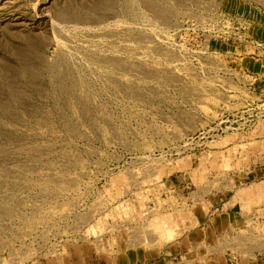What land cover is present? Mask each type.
<instances>
[{"label":"rangeland","instance_id":"1","mask_svg":"<svg viewBox=\"0 0 264 264\" xmlns=\"http://www.w3.org/2000/svg\"><path fill=\"white\" fill-rule=\"evenodd\" d=\"M263 169L264 0H0V264L264 260Z\"/></svg>","mask_w":264,"mask_h":264},{"label":"crops","instance_id":"2","mask_svg":"<svg viewBox=\"0 0 264 264\" xmlns=\"http://www.w3.org/2000/svg\"><path fill=\"white\" fill-rule=\"evenodd\" d=\"M262 176H264V169L262 170ZM222 219H225V217ZM210 228H211V226H210ZM212 228H213V226H212ZM220 228H222L221 225H220ZM201 230H203V229H200L199 231H201ZM213 235H214V232H211V238L213 237ZM198 244H200L199 238L188 239V237L186 235V236H184V238H182L179 241H176L175 243L171 244L168 247L167 251L170 254H172V253L183 254L185 251L187 253H189L190 252L189 248H191V249L196 248ZM166 255L168 256L169 254H166ZM217 259L218 258H216V261H217ZM152 264H170V262H168L165 258L162 257V258L158 259L157 261L153 262ZM239 264H264V260H253V261L248 260L247 262L244 260L242 262H239Z\"/></svg>","mask_w":264,"mask_h":264},{"label":"bare ground","instance_id":"3","mask_svg":"<svg viewBox=\"0 0 264 264\" xmlns=\"http://www.w3.org/2000/svg\"><path fill=\"white\" fill-rule=\"evenodd\" d=\"M258 189H259V188H258ZM259 190H260V189H259ZM252 191H253V190H252ZM249 193H250V192H249ZM249 193H248V194H249ZM248 194H247V195H248ZM252 194H253V192H252ZM249 195H250V194H249ZM253 195H254V194H253ZM256 195H257V194H256Z\"/></svg>","mask_w":264,"mask_h":264}]
</instances>
